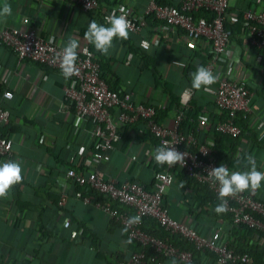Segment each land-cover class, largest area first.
<instances>
[{
    "label": "crops",
    "instance_id": "obj_1",
    "mask_svg": "<svg viewBox=\"0 0 264 264\" xmlns=\"http://www.w3.org/2000/svg\"><path fill=\"white\" fill-rule=\"evenodd\" d=\"M100 1L124 4L135 13H141L149 2ZM255 2L264 7V0H229L227 22L241 20L242 10ZM7 25L21 29L33 25L46 39L76 47L88 42L83 32L87 31L102 74L113 88L122 95L133 93L136 101L154 104L160 122L168 127H173L183 107L187 111L191 104L202 106L193 128L187 127L216 151L214 122L221 113L203 90L202 72L209 56L205 41H193L183 29L151 16L138 32L116 31L99 12L92 13L66 0H0V28ZM234 28L229 53L219 69L248 86L251 115L245 121L252 131L241 136L236 150L246 166L231 167L238 171L234 181L239 186L264 198V127H256L258 120H264V73L253 63L254 50L248 46L244 22ZM142 39L150 42L148 49L140 47ZM189 65L193 67L190 77ZM67 86L68 79L58 69L20 60L10 47L0 43V96L5 89L13 91V97L5 99L12 115L4 133L14 139L12 154L0 159V264H109L107 257L116 263L139 249L121 225L79 197L82 186L72 182L70 187L65 185L62 169L69 164L70 148L80 144L90 147L93 127L89 118L64 110ZM157 153L156 139L147 130L128 133L109 151L100 171L150 186ZM65 187L70 190L66 206L70 221L62 226L66 215L60 214L58 201ZM166 198L174 218L208 236L214 228H221L224 237L230 238L227 220L211 204L202 208L193 181L183 180L176 173ZM244 241L253 246V252L264 255V238L252 232L246 233ZM161 264L180 262L164 258ZM204 264L218 263L208 258Z\"/></svg>",
    "mask_w": 264,
    "mask_h": 264
},
{
    "label": "built area",
    "instance_id": "obj_2",
    "mask_svg": "<svg viewBox=\"0 0 264 264\" xmlns=\"http://www.w3.org/2000/svg\"><path fill=\"white\" fill-rule=\"evenodd\" d=\"M66 1L92 13L99 12L104 22L116 31L138 32L151 16L183 29L193 41H205L209 56L202 72L203 90L212 97L220 113L225 114L215 120L214 128L235 137L242 134L240 118L250 119L251 115L250 90L245 82L224 75L219 69V63L229 53L232 39V31L226 26L229 0H174L171 3L149 0L141 13L133 12L124 4L107 5L100 0ZM242 18L248 46L254 50L253 63L264 73V7L252 3L242 10ZM0 43L10 47L20 60L36 61L61 71L68 79L64 110L92 121V144L70 148L69 164L62 170L66 186L70 187V182L82 186L79 197L107 213L123 227L129 239L140 245L119 264H161L162 256L175 258L180 264L192 263V250L145 230L143 224L147 216L153 217L171 235H180L198 248L214 251L218 264L253 261L249 251L239 252L229 245L221 228H214L208 236L170 214L166 191L175 181L178 167L220 196L236 225L243 224L259 238H264V198L239 186L234 181L238 171L227 163L221 165L214 147L184 124L185 107L179 110L173 127L160 122L154 104L136 101L131 92L122 95L109 84L88 42L80 47L68 46L46 39L33 25L27 29L7 25L0 28ZM139 45L148 49L150 42L142 39ZM12 97L13 91L9 89L0 96V159L12 154L14 139L2 132L12 115L5 99ZM182 99L184 103L187 101L186 91ZM256 127H264V120H258ZM143 130L158 140L160 152L167 161L164 169L155 172L153 184L148 186L135 179L119 180L102 173L100 164L115 144L128 133ZM69 199L70 190L65 187L58 201L60 214L66 215ZM113 201L130 207L133 212L114 206ZM69 221L66 215L62 226Z\"/></svg>",
    "mask_w": 264,
    "mask_h": 264
},
{
    "label": "trees",
    "instance_id": "obj_3",
    "mask_svg": "<svg viewBox=\"0 0 264 264\" xmlns=\"http://www.w3.org/2000/svg\"><path fill=\"white\" fill-rule=\"evenodd\" d=\"M161 3H171L170 0H158ZM242 18V16H241ZM243 21V18L240 20V18L237 20L236 23H229L226 21V26L231 29L232 33L235 30L234 25L237 24V26ZM84 35L88 37V43L90 45V48L95 52V45L93 44V40L91 37L87 34V31H83ZM191 68L192 65H189L187 68V75L190 77L191 75ZM202 110V106L197 105L196 103L191 104L189 109L186 111V115L184 118V124L185 125H190L189 127L193 128V123L194 121L198 118L199 113ZM160 112H163L160 110ZM157 113H159V110L157 109ZM161 115V114H160ZM224 113L220 115V117H224ZM158 119L160 120L161 117L159 114H157ZM240 123L243 128V132L240 136H232L230 134L223 133L218 130H214V137H215V142L217 145L216 148V156L218 158V162L223 165L224 163L229 164L232 167H237L242 165L243 167L246 166L244 162L239 159L236 155V150L238 144L241 142V136L245 134L246 132H251V128L248 127L245 119L240 118ZM5 127L2 129V132L4 133ZM254 133V137H255ZM257 139V137H255ZM157 146H158V153L156 155V160H157V167L156 171L164 169L166 167V159L165 157L161 154L160 149H159V142L156 139ZM264 144V143H263ZM175 171L180 175V177L183 180H189L193 181L194 183V188L196 191V194L199 196L200 202L202 204V208L204 209L205 206L211 204L214 209L219 211L223 218H225L228 222V228L231 232V236L229 238V245L233 247L235 250L239 252L243 251H249L252 255L253 261L251 263H244V262H239L237 264H264V255L262 252H253V246L249 245L248 242L244 241L246 233L251 234L253 231L251 229H248L245 225L240 224L236 225L233 222V217L232 214L227 211L224 207L223 204V199L218 196L212 189L207 187L206 185L198 182L196 179L186 175L181 169L178 167L175 168ZM0 175L3 176L2 172L0 171ZM76 186L80 187L79 184H76ZM99 199H101V196L98 195ZM112 204L116 207L122 208V209H128L131 212H133V209H131L128 206H125L123 204H120L116 201H113ZM207 213L211 212L210 210L205 209ZM68 211L66 210V213ZM84 231L87 230V227L82 223L81 224ZM144 228L146 231L149 233H152L154 235L170 239L172 240L175 244L179 245L181 248L184 249H190L193 252V260L191 264H204V261L208 258L210 259H215L217 258V254L210 250L209 248H198L196 247L190 240L187 238H184L180 235H171L169 231H167L162 225H160L153 217L147 216L144 218ZM139 245V244H138ZM140 248V245H139ZM138 250V249H137ZM150 252V251H149ZM107 257V255H106ZM165 257L162 256L161 259H164ZM109 261V264H119L120 259H117L116 263L111 260L110 257L106 258ZM232 264V263H231Z\"/></svg>",
    "mask_w": 264,
    "mask_h": 264
}]
</instances>
